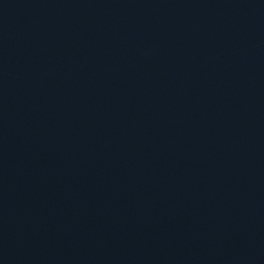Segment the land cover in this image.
I'll list each match as a JSON object with an SVG mask.
<instances>
[{"label": "water", "instance_id": "water-1", "mask_svg": "<svg viewBox=\"0 0 264 264\" xmlns=\"http://www.w3.org/2000/svg\"><path fill=\"white\" fill-rule=\"evenodd\" d=\"M0 264H264V0H0Z\"/></svg>", "mask_w": 264, "mask_h": 264}]
</instances>
